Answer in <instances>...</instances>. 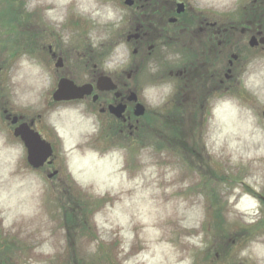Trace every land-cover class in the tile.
Masks as SVG:
<instances>
[{
    "label": "rangeland",
    "instance_id": "1",
    "mask_svg": "<svg viewBox=\"0 0 264 264\" xmlns=\"http://www.w3.org/2000/svg\"><path fill=\"white\" fill-rule=\"evenodd\" d=\"M125 7L0 0V264H264V52L248 39L240 84L205 113L180 116L168 70H140L139 139L121 137L90 101L50 103L61 76L84 83L137 59ZM222 8L228 19L236 10ZM49 45L67 67L46 59ZM40 113L62 177L33 168L14 135L10 118Z\"/></svg>",
    "mask_w": 264,
    "mask_h": 264
},
{
    "label": "flooded vegetation",
    "instance_id": "2",
    "mask_svg": "<svg viewBox=\"0 0 264 264\" xmlns=\"http://www.w3.org/2000/svg\"><path fill=\"white\" fill-rule=\"evenodd\" d=\"M131 1L132 3L128 4L124 0L130 23L126 36L137 59L129 61L127 65L129 68L125 67L109 73L99 71L84 83H77L69 76H61L59 80L68 78L76 84H91L94 86V91L80 100L58 102L53 99L50 103L62 105L76 101H90L93 109H98L109 122H117L120 136L136 133L139 139L138 132L142 120L135 115V108L142 99L136 84L138 82L135 81L140 70L147 64L154 66V70L158 73L163 69L168 70V77L175 84L171 94V103L174 105L172 110L184 117L195 106L203 113L208 111V105L223 96L225 87L227 90L230 89L228 82H236L230 84L231 86L240 84L238 66L242 51L239 45L242 42L246 39L250 42L255 37L257 43L253 47L249 45L251 50L264 52V0H232L236 10L229 19V15L226 16L222 8L223 0ZM239 6L246 14L242 19L237 13ZM41 49L42 47L37 48L32 53L40 54ZM43 49H47L46 46ZM45 53L47 60L57 61L60 58L63 60L60 69L67 67L68 58L63 50L49 45L48 52ZM102 75L112 79L116 85L115 90H97L96 84ZM160 77L157 78V85L161 81ZM133 92L137 94V101L131 99ZM194 92L197 93L195 96H198V100H192ZM118 104L125 106L121 118L112 114L110 110L112 105ZM16 117L17 124L28 123L52 144L53 156L42 168L48 172V175L62 177L64 171L59 165L60 153L56 148L55 140L57 138L55 135V138L50 137L40 129L43 114L40 113L37 118H26L23 115ZM114 134L109 129L104 139L112 138Z\"/></svg>",
    "mask_w": 264,
    "mask_h": 264
},
{
    "label": "water",
    "instance_id": "3",
    "mask_svg": "<svg viewBox=\"0 0 264 264\" xmlns=\"http://www.w3.org/2000/svg\"><path fill=\"white\" fill-rule=\"evenodd\" d=\"M128 4H131V0H127ZM131 37V36H130ZM129 37V38H130ZM257 39L254 37L250 40V45L255 46ZM236 58V56H235ZM58 67L63 66L62 59L57 62ZM97 87L99 90H115L116 85L112 79L107 76H101L98 80ZM93 92V85L85 84L78 86L70 79H62L59 82L58 89L54 93V99L56 101H70L75 99H82L86 95H90ZM131 99L136 100V94L132 93ZM111 112L117 117H122L125 112V106L119 104L117 106L112 105L110 108ZM145 106L138 103L136 106L135 114L142 116L145 114ZM17 123V118L13 120V124ZM15 136L20 137L27 150H28V161L34 168H39L45 164L48 158L52 155L53 150L51 144L46 140L42 139L41 135L31 128L27 123H23L15 128Z\"/></svg>",
    "mask_w": 264,
    "mask_h": 264
},
{
    "label": "trees",
    "instance_id": "4",
    "mask_svg": "<svg viewBox=\"0 0 264 264\" xmlns=\"http://www.w3.org/2000/svg\"><path fill=\"white\" fill-rule=\"evenodd\" d=\"M170 116H171V115H169V114L167 115V117H170ZM172 117H173V116H172ZM175 117H179V116H176V115H175Z\"/></svg>",
    "mask_w": 264,
    "mask_h": 264
}]
</instances>
